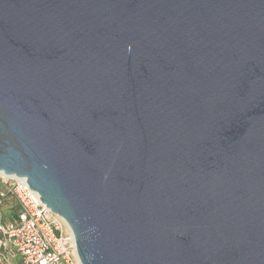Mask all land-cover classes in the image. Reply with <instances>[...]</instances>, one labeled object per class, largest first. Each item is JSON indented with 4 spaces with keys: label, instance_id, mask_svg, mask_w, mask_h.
<instances>
[{
    "label": "water",
    "instance_id": "obj_1",
    "mask_svg": "<svg viewBox=\"0 0 264 264\" xmlns=\"http://www.w3.org/2000/svg\"><path fill=\"white\" fill-rule=\"evenodd\" d=\"M0 172L80 264H264V0H0Z\"/></svg>",
    "mask_w": 264,
    "mask_h": 264
},
{
    "label": "built area",
    "instance_id": "obj_2",
    "mask_svg": "<svg viewBox=\"0 0 264 264\" xmlns=\"http://www.w3.org/2000/svg\"><path fill=\"white\" fill-rule=\"evenodd\" d=\"M10 204L11 218L1 207ZM0 264H80L66 222L22 178L0 174Z\"/></svg>",
    "mask_w": 264,
    "mask_h": 264
},
{
    "label": "rangeland",
    "instance_id": "obj_3",
    "mask_svg": "<svg viewBox=\"0 0 264 264\" xmlns=\"http://www.w3.org/2000/svg\"><path fill=\"white\" fill-rule=\"evenodd\" d=\"M10 203H11V205H13V202L12 201H10ZM8 210V207L7 206H2L1 207V211H2V213H3V215L6 217L7 216V211Z\"/></svg>",
    "mask_w": 264,
    "mask_h": 264
},
{
    "label": "crops",
    "instance_id": "obj_4",
    "mask_svg": "<svg viewBox=\"0 0 264 264\" xmlns=\"http://www.w3.org/2000/svg\"><path fill=\"white\" fill-rule=\"evenodd\" d=\"M10 204H11V203H8V202H7V204H5V206L8 207V210H7L8 212H7V216H6L7 219H10L11 216H12V215H11V212H10V210H9V208H10Z\"/></svg>",
    "mask_w": 264,
    "mask_h": 264
},
{
    "label": "bare ground",
    "instance_id": "obj_5",
    "mask_svg": "<svg viewBox=\"0 0 264 264\" xmlns=\"http://www.w3.org/2000/svg\"><path fill=\"white\" fill-rule=\"evenodd\" d=\"M0 174L4 175L3 173L0 172Z\"/></svg>",
    "mask_w": 264,
    "mask_h": 264
}]
</instances>
